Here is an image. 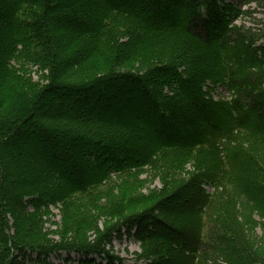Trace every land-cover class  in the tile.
Returning <instances> with one entry per match:
<instances>
[{
	"label": "trees",
	"instance_id": "obj_1",
	"mask_svg": "<svg viewBox=\"0 0 264 264\" xmlns=\"http://www.w3.org/2000/svg\"><path fill=\"white\" fill-rule=\"evenodd\" d=\"M243 13L226 0H0V264H20L19 247L32 264H125L102 246L123 227L147 264H264L237 211L264 234V46ZM148 104V122L122 116ZM33 134V149H9ZM55 206L71 220L48 242ZM114 208L122 223L89 244L92 211Z\"/></svg>",
	"mask_w": 264,
	"mask_h": 264
},
{
	"label": "rangeland",
	"instance_id": "obj_2",
	"mask_svg": "<svg viewBox=\"0 0 264 264\" xmlns=\"http://www.w3.org/2000/svg\"><path fill=\"white\" fill-rule=\"evenodd\" d=\"M226 1L233 3L235 6H237L239 9H241L244 12L237 20L238 24L242 25L246 30L250 31L251 33L255 34L258 37L259 41L257 43V46H260V47L264 46V37H263L264 36V0H257L251 3H246L244 0H226ZM245 11H247L248 14L245 15ZM90 13H91L90 10L87 11L86 13L87 16L90 15ZM4 26L5 25H3L2 27ZM2 27L0 26V29H2ZM37 79L38 77L37 75H35V80ZM221 94L223 96H227L224 88ZM137 108L139 109L138 112H135L134 110L131 111L130 113L125 112L122 116L133 117L131 118L132 119L131 122H139V121H141V123L143 122L145 123L146 121L148 122V120H146L145 118H147L146 116L149 114L148 110L149 108H151V105L148 104V107L144 105H141V106L139 105ZM71 111L73 112L75 110H71ZM96 113L98 112H95L94 114ZM139 115L140 117L142 116V119H145V120L144 121L141 119L137 120V117L135 116H139ZM23 128L27 130L29 129L30 131V128L27 124L23 126ZM153 136L155 140H158L157 136L155 135ZM33 137H34V140L29 143V146L22 147L21 145H19V143H16V144H12L11 146H9V149L13 152H17V150H20L23 148L31 150L33 149V146H34L32 144H35V142H37L38 140L37 135L35 136V134H33ZM40 153L42 154L41 151ZM42 155H44V153ZM23 163L24 162H22V167H24ZM144 178H147V175L144 176ZM150 184H151V188L153 189L155 188V190H159V191L163 190L162 188L163 184L160 178L159 179L153 178V181ZM206 189H207V192L214 191L211 188H206ZM143 192L145 194L146 191H143ZM183 197H189V196L184 195ZM241 204H243L242 201L240 200L237 201V211L239 213L238 220L241 223L242 227L247 225L248 223H252L253 227H250L248 230L249 236H251L252 238H255V241L259 242L257 239L262 240L264 238V234L261 229L262 227L260 225L261 217L258 216L257 213H254V214L249 215L247 218H243L242 216H240V214L242 215V213L240 209L238 208V206ZM114 209H115V212L113 214H111L110 212L109 213L107 212L98 213L96 211L97 209L92 211L93 217L95 219H98L97 221L98 229L96 232L93 231L87 234L86 241L89 244L92 243V240H94L95 238L97 239V237H98V240H100L101 236L105 234L107 230L109 231L110 229H113L117 225L122 223V218H119L117 215V213L122 210H120L119 208H114ZM49 210H50V215L44 217L43 219L45 222L43 239L48 242H60V240L63 238V234H62L63 229H64L63 222H69L71 220V219L69 220V210H66L65 208L63 210L61 209L60 206L51 207ZM135 231H136V228H134L130 234L129 232H127V229L123 227L122 232L117 234V236L113 235L114 237L112 238L111 242H108L106 245H102V244L101 245L106 248L105 250H109L112 254L122 258L125 264H147L148 263L147 260L140 258L142 250L140 248V243L134 237ZM203 235L204 237L202 238V240L205 241V245L207 246L208 243H211V240L207 238L206 233H203ZM19 249L20 247L17 249V252L15 250L14 257L19 258V261L22 264H32L31 260L36 258V255L30 257L31 253H29L26 256V254H24L25 249L20 250V251ZM82 254L85 255L84 253H81V252L77 254L76 253L68 254L67 252L58 253V254L51 255L49 257V261L52 264H80V260L84 259V256ZM93 258L97 259L98 262L102 261L98 256H94ZM261 259L264 260V255H263V258ZM17 263L18 261H16L15 264ZM259 264H262V263H259Z\"/></svg>",
	"mask_w": 264,
	"mask_h": 264
}]
</instances>
